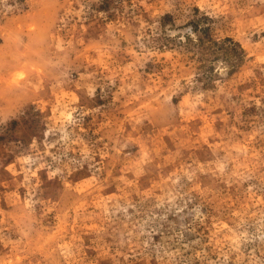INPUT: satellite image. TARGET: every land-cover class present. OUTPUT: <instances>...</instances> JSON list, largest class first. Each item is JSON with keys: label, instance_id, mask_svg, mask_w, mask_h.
Returning a JSON list of instances; mask_svg holds the SVG:
<instances>
[{"label": "rangeland", "instance_id": "obj_1", "mask_svg": "<svg viewBox=\"0 0 264 264\" xmlns=\"http://www.w3.org/2000/svg\"><path fill=\"white\" fill-rule=\"evenodd\" d=\"M0 264H264V0H0Z\"/></svg>", "mask_w": 264, "mask_h": 264}]
</instances>
